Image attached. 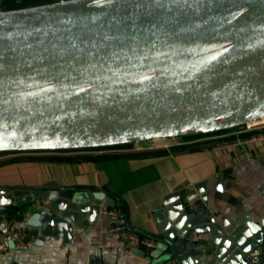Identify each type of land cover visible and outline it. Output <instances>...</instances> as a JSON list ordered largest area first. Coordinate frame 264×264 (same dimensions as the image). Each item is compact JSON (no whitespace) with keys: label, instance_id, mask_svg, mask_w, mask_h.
Segmentation results:
<instances>
[{"label":"water","instance_id":"water-1","mask_svg":"<svg viewBox=\"0 0 264 264\" xmlns=\"http://www.w3.org/2000/svg\"><path fill=\"white\" fill-rule=\"evenodd\" d=\"M2 2L0 151L185 137L264 114V0ZM208 184L164 196L162 236L141 264H264V213L218 217L207 210ZM231 185L213 182L220 193ZM43 187L0 186V206L43 199L26 220L36 245L68 243L87 214L115 206L96 191Z\"/></svg>","mask_w":264,"mask_h":264},{"label":"crops","instance_id":"crops-1","mask_svg":"<svg viewBox=\"0 0 264 264\" xmlns=\"http://www.w3.org/2000/svg\"><path fill=\"white\" fill-rule=\"evenodd\" d=\"M239 130L240 126L182 145L157 147L148 140L104 148L0 151V186L36 188L53 181L62 188L96 191L115 200L114 207L126 213L132 229L155 237L162 236L155 212L164 196L206 179L209 212L218 217H258L264 213V140L232 143L262 130ZM217 178L231 182V187L215 192ZM195 196L192 190L188 199ZM42 200L20 198L16 206L24 207L22 216L16 218L8 210L0 214V232L10 225L29 232L26 220ZM111 223L102 211L93 221L87 214L80 227L74 226L68 243L50 236L36 245L29 235L32 245L0 252V264H92L94 256L98 264H141L146 251L109 236Z\"/></svg>","mask_w":264,"mask_h":264},{"label":"built area","instance_id":"built-area-1","mask_svg":"<svg viewBox=\"0 0 264 264\" xmlns=\"http://www.w3.org/2000/svg\"><path fill=\"white\" fill-rule=\"evenodd\" d=\"M250 130H262V132L256 133L249 138L235 140L232 144L240 145L247 142L256 140H264V122L257 124H249L240 126L238 132H247ZM152 143L155 146H170V145H182L186 144L189 140L184 137H170V138H155ZM168 140L169 142H165ZM7 206H0V214H5ZM102 213L110 218L112 221L110 227L107 230V234L118 240L123 241L125 244L136 250L150 251L157 246V241L154 236L140 233L132 229L129 225L126 213L116 207L103 208ZM32 245V241L29 238V232L26 228L8 226L0 232V252L7 251L11 246L16 249H27Z\"/></svg>","mask_w":264,"mask_h":264},{"label":"trees","instance_id":"trees-1","mask_svg":"<svg viewBox=\"0 0 264 264\" xmlns=\"http://www.w3.org/2000/svg\"><path fill=\"white\" fill-rule=\"evenodd\" d=\"M52 1H55V0H3L2 4H1V8L2 9H13V8L25 7L28 5L48 3V2H52ZM234 128H237V127H234ZM231 129H233V128L223 129V130H219V131H215V132L201 133V134H195V135H191V136H185L184 138L185 139H193V138H198V137L209 135V134L224 132V131L231 130ZM122 145H128V144H118V145H112V146H122ZM104 147H111V146L92 147V148H104ZM45 188L46 187L39 186V187H36L35 189L41 191V190H44ZM121 206L124 207V205H121ZM23 209H24V207H21V206H7V210L9 211V213L11 215L15 216L16 218H20L22 216Z\"/></svg>","mask_w":264,"mask_h":264},{"label":"bare ground","instance_id":"bare-ground-1","mask_svg":"<svg viewBox=\"0 0 264 264\" xmlns=\"http://www.w3.org/2000/svg\"><path fill=\"white\" fill-rule=\"evenodd\" d=\"M260 122H264V114L257 120H253V121H250L248 122L249 124H257V123H260ZM157 139V138H156Z\"/></svg>","mask_w":264,"mask_h":264}]
</instances>
